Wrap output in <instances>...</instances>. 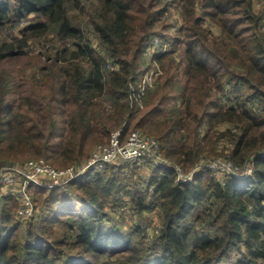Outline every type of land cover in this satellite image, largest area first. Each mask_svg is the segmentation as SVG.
<instances>
[{
	"label": "trees",
	"instance_id": "obj_1",
	"mask_svg": "<svg viewBox=\"0 0 264 264\" xmlns=\"http://www.w3.org/2000/svg\"><path fill=\"white\" fill-rule=\"evenodd\" d=\"M175 2L183 23L171 35L165 12ZM68 3L80 0H0V28L45 16L0 42V63L24 56L29 37L58 43L45 46L40 76L0 68V168L40 157L55 167L79 165L117 128L122 137L136 128L157 138L172 165L153 161L143 187L134 179L138 162L92 166L65 185L29 184L39 212L21 245L18 200L0 195V264H106L104 257L135 251L130 235L107 223L105 200L121 190L137 212L159 206L162 221L131 264H221L233 250L240 253L233 264H264V115L247 105L264 102V32L252 0H97L86 14L105 54L72 23ZM49 24L54 38L46 36ZM154 36H167L171 49L156 56L157 89L139 106L128 100V83L141 75L138 61ZM177 50L178 59L170 56ZM107 57L118 67L107 69ZM223 123L232 127L220 130ZM223 138L233 143L222 156L236 167L251 161L248 175L219 178L202 166L177 179L173 165L187 172L219 156Z\"/></svg>",
	"mask_w": 264,
	"mask_h": 264
},
{
	"label": "rangeland",
	"instance_id": "obj_2",
	"mask_svg": "<svg viewBox=\"0 0 264 264\" xmlns=\"http://www.w3.org/2000/svg\"><path fill=\"white\" fill-rule=\"evenodd\" d=\"M97 0H80V5H73V4H66L67 8V14L70 17L72 23L80 25V27L83 30V33L88 37L90 40V43L93 47H96V49L102 53L105 54V48L103 45H101L99 38L96 35V32L93 30L91 22L88 21V16L86 14V11H92L95 7ZM95 3V4H94ZM81 7H84L82 9ZM252 9L255 13L260 15V31L264 32V0H252ZM165 16L167 19V22L170 23L171 27L169 29V33L172 35L173 33H176L177 27L183 23V18L181 15V8L178 3H171L169 7L167 8V11L165 12ZM45 19V16L41 15L40 13H32L26 17H23L20 20H17L15 22H9L5 25H3L0 28V42L3 40H12L15 41L18 35L20 34V30L27 25L28 23L37 22V21H43ZM204 24L207 26V28H210L213 35H219L220 28L215 24L214 22L208 20L205 18L203 21ZM48 38H54L55 37V26L54 24H49V30L46 34ZM164 39H169L167 36H165ZM27 44L24 45L23 50L25 51L24 56L20 57H14L11 61L8 62H1L0 68L6 72V71H12V73L15 74H23L26 77H30L32 73H36L37 76H40L39 72V65H42L45 63V55L48 53V50L45 46L47 45H57L54 44L53 41H46L43 37H29L27 40ZM44 42H47V44L44 45ZM64 44L68 47H72V40L69 39L67 42H64ZM147 46L145 47L144 52L142 53L138 64L139 69L141 70L142 65H145L149 61L150 51L147 53L146 51ZM40 56V61L37 62L35 59L36 56ZM175 57L178 59L180 57V51H175L170 56ZM107 61H109L112 66L105 64V67L107 69L111 68H117L118 65L110 60V58H106ZM81 63L84 67H88L89 64L87 60L83 59L81 60ZM159 79H157L156 84L148 91V93L145 95L144 100L146 101L152 94L156 91L158 86ZM109 102V100H107ZM248 107L253 113H259L261 115H264V102H260L259 100H252L251 102H248ZM225 126L232 127V124L230 123H223L219 126V129L222 130L225 128ZM204 129V128H202ZM201 129V130H202ZM232 140L229 138H223L218 143L217 152L220 153L218 156H211L208 157L205 161H211L217 158H220L223 160L224 156L222 154L226 153L230 150L232 146ZM94 146H91L87 159L90 157L91 150ZM212 158V159H211ZM86 159V160H87ZM225 159V158H224ZM217 161V160H216ZM25 162V161H24ZM22 162V163H24ZM136 162V161H134ZM126 160L117 159L114 162H108V163H134ZM152 160L145 161L140 160L139 166H137L134 174V179L137 183L138 187H143L146 185V180L151 172V165ZM249 161H246L243 165L237 166V169L239 171L244 170ZM130 166V165H129ZM128 166V167H129ZM180 171L184 174H187L189 171L184 172L180 167ZM201 169L198 168L197 171ZM243 172V171H242ZM126 176L130 175V168H126L125 170ZM216 175V174H214ZM222 174H217L216 176L221 178ZM125 180V179H124ZM42 181L47 182L48 180L46 178H42ZM126 181V180H125ZM129 181V180H128ZM131 182V181H130ZM68 194H70V191H67ZM105 210L108 213V219L107 223L111 222L118 226L120 229H122L124 232H127L128 235L132 238L134 242H136L137 247L135 248V251H129L125 254H114L111 257H104L105 260H107L106 264H131L135 261V257H137L138 253L140 252V246H145L157 232L161 228L162 221L159 216V206H154L150 209H145L141 212H137L130 196L125 192V190H121L117 193H112L111 196H109L105 200ZM39 212V208L35 211V215ZM34 215V216H35ZM16 220L19 222L18 227V243L23 242L24 234L26 227L31 220V217L28 218H19L16 216ZM136 226L139 229H136ZM138 242V243H137ZM240 253L238 250H233L229 253L228 257H225L224 260H222L221 264H233L235 260L237 259L238 255ZM127 257V259H125Z\"/></svg>",
	"mask_w": 264,
	"mask_h": 264
},
{
	"label": "built area",
	"instance_id": "obj_3",
	"mask_svg": "<svg viewBox=\"0 0 264 264\" xmlns=\"http://www.w3.org/2000/svg\"><path fill=\"white\" fill-rule=\"evenodd\" d=\"M171 49V42L161 36H154L147 45L146 53L150 51L149 61L142 65L141 75L128 83V100L139 106H143L144 97L148 91L156 84L162 73V69L157 60V55L167 53ZM108 65L112 66L109 62ZM224 103L228 102L224 99ZM122 129L117 128L110 132L107 141L96 143L91 150L90 157L79 165L69 164L65 167H55L44 158L28 159L24 163H15L0 168V195L12 194L18 200L16 216L28 218L35 213L32 195L28 191L29 184L40 186L65 185L71 179L82 174L92 166H99L105 162H114L117 159L130 162H140V160L154 161L172 165L160 152V145L157 138L145 134L136 128H132L126 136L122 137ZM264 155V152H261ZM225 158V157H224ZM220 158L211 161H198L192 169L184 174L178 165H173L177 171V179L188 180L202 166L208 167L213 174H234L236 176H246L252 171V162L249 161L247 167L239 171L230 159ZM217 160V161H216ZM46 178L48 181H42Z\"/></svg>",
	"mask_w": 264,
	"mask_h": 264
}]
</instances>
